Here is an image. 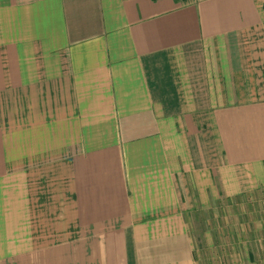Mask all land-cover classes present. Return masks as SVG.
I'll list each match as a JSON object with an SVG mask.
<instances>
[{"label": "crops", "instance_id": "obj_1", "mask_svg": "<svg viewBox=\"0 0 264 264\" xmlns=\"http://www.w3.org/2000/svg\"><path fill=\"white\" fill-rule=\"evenodd\" d=\"M259 193L264 0H0V264H199Z\"/></svg>", "mask_w": 264, "mask_h": 264}, {"label": "rangeland", "instance_id": "obj_2", "mask_svg": "<svg viewBox=\"0 0 264 264\" xmlns=\"http://www.w3.org/2000/svg\"><path fill=\"white\" fill-rule=\"evenodd\" d=\"M188 223L199 264H264V194L211 203Z\"/></svg>", "mask_w": 264, "mask_h": 264}]
</instances>
